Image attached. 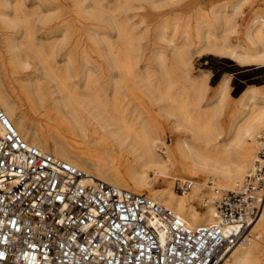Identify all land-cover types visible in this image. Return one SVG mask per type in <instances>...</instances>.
Masks as SVG:
<instances>
[{
    "label": "bare ground",
    "instance_id": "obj_1",
    "mask_svg": "<svg viewBox=\"0 0 264 264\" xmlns=\"http://www.w3.org/2000/svg\"><path fill=\"white\" fill-rule=\"evenodd\" d=\"M28 1L0 0V59L12 79L22 77L18 96L0 79V108L22 140L92 179L171 210L190 228L217 223L213 200L242 182L264 137V88L248 86L234 99L229 76L211 87L209 72L192 71V48L197 56L264 67L259 0H220L194 15L193 24L181 17L158 21L155 39L164 46L154 47L144 65L156 73L155 85L138 80L140 47L128 21L110 17L122 46L115 49L103 35L106 47L97 56L107 68L102 83L103 71L88 55L79 61L68 52L69 24L42 17L54 1L27 7ZM85 1H74L76 16H83ZM251 5L252 15L245 14ZM95 37L88 38V54L101 47ZM177 180L193 188L178 195ZM260 212L219 264H260L252 251L264 248V198Z\"/></svg>",
    "mask_w": 264,
    "mask_h": 264
},
{
    "label": "built area",
    "instance_id": "obj_2",
    "mask_svg": "<svg viewBox=\"0 0 264 264\" xmlns=\"http://www.w3.org/2000/svg\"><path fill=\"white\" fill-rule=\"evenodd\" d=\"M259 142L242 182L213 200L217 223L190 228L146 197L29 146L0 108V264H219L259 214ZM192 188L174 184L180 195Z\"/></svg>",
    "mask_w": 264,
    "mask_h": 264
},
{
    "label": "rangeland",
    "instance_id": "obj_3",
    "mask_svg": "<svg viewBox=\"0 0 264 264\" xmlns=\"http://www.w3.org/2000/svg\"><path fill=\"white\" fill-rule=\"evenodd\" d=\"M53 1H54V5L52 8L46 7L43 9L44 13L42 14V17L52 16L53 18H56V21H60L62 24H69L71 30L70 35H71V39L73 40V43L70 47L67 46L68 52L70 54L72 53L71 56H73L75 60L78 59L79 61L83 59L84 55H88V57L91 58L90 61L91 66H93V68L96 70L100 68L103 71V76H101L102 83H105L106 79H104L105 78L104 75L107 73V68L104 66V64L101 62L99 58L100 55L104 54V50L106 47V44L101 42L102 38H104L103 35H105L107 43L109 44L112 43L111 45L115 47V49L117 47H118L117 50L121 49L122 46L121 45L122 43L120 42L121 40L119 39L118 41L116 38L117 37L116 28H114L110 20V17L114 14V17L118 22L128 21L127 23L128 28L132 27V29L130 30H131V36L134 38L133 43L140 47L141 59L137 73L141 77L139 76L138 80L145 81L146 79H149L150 85H155L154 76L156 73L146 72L144 68L145 63H148L150 61L151 50L154 47L164 46L163 43H160L155 39L156 37L154 32V28L156 27L155 24L158 21H162L165 23V21L167 22L176 17H181L184 21L187 22L192 19V21H190V23H192L194 15L206 13L207 11H209V7L215 6L214 4L220 0H150V1L149 0H97V1L87 0L81 5L80 10L83 15L82 17H78L75 14L76 11L74 9L75 7L73 8L75 0H53ZM258 3L256 6V10L259 11L260 13H264V0H259ZM34 5H37L36 1L34 0H29L27 3V7H32ZM115 6H117L118 9ZM112 10H114V13ZM245 14L252 15V5L245 10ZM239 22L241 23V20ZM37 30H38L37 36L38 38H40L42 36V29L38 27ZM96 33H98V35H96L95 37ZM91 36L95 37L97 41L98 40L100 41V43L98 41V44H100L101 47L100 49L98 47L97 50L92 51L88 54L89 51L87 50L88 38ZM231 42L234 43L235 39L232 38ZM195 51H196V47H193L192 71L194 74L199 73L200 71H206L205 68L207 66H213L214 64L217 65V63L212 61L211 58H214V60H219L221 58H224L228 60L227 62L239 66L238 64L232 62L226 57H220V56H214L208 54L197 56V54H195ZM76 62L77 61H75V63ZM4 63H5L4 59H0V79L5 83V86L7 88H9L10 90L13 89L14 95L18 96L19 92L16 86L18 85V83H20L22 77L19 76L18 77L19 80L18 78L15 80L12 79L10 74L5 70ZM242 68L250 69L248 73L250 74L249 80L244 82L245 86L249 84L255 86H261L262 84L264 85V67L250 66V67H242ZM256 75H262V76L255 78ZM237 79L240 78L237 77ZM209 81L208 84L211 87H214L218 83V82L216 83V79H212ZM137 82L136 85L140 86L141 85L140 82L139 83ZM236 82L237 81L233 79L230 86H234ZM212 83H216V84L212 86ZM237 91L238 89L234 92L231 91L232 98H234L232 96L233 93H236ZM133 94L138 95L136 90L133 91ZM153 111L156 110L154 109ZM150 176L152 177V174H150ZM195 206L199 212L204 210V208L198 205V203H195ZM261 212L258 214L257 218H259ZM263 259H264L263 247H261L258 250L254 249L252 251V261L262 264Z\"/></svg>",
    "mask_w": 264,
    "mask_h": 264
},
{
    "label": "crops",
    "instance_id": "obj_4",
    "mask_svg": "<svg viewBox=\"0 0 264 264\" xmlns=\"http://www.w3.org/2000/svg\"><path fill=\"white\" fill-rule=\"evenodd\" d=\"M221 59H223V58H221ZM221 59H219V60H214V58L211 59L212 61L217 63V65L214 64L213 66H210L211 69L205 68V70L210 73L209 80H212L214 75H216V78H217L216 83H217L224 76H229L230 77V84L232 83L233 79L237 81L234 86H231L232 87L231 91H234V89L240 90L241 88L244 90L248 86H254L257 88H264L263 84L261 86H255V85H246L245 86L244 82L247 81L246 79L250 75V74H248L250 69H243L242 67L237 66L235 64H232L230 62H223V61H221ZM219 65H221V66H219ZM260 76H262V75H256L255 78H258ZM237 77L240 79H237Z\"/></svg>",
    "mask_w": 264,
    "mask_h": 264
},
{
    "label": "trees",
    "instance_id": "obj_5",
    "mask_svg": "<svg viewBox=\"0 0 264 264\" xmlns=\"http://www.w3.org/2000/svg\"><path fill=\"white\" fill-rule=\"evenodd\" d=\"M211 59H213V58H211ZM221 61H223V62H227L228 60H226V59L223 58V59H221ZM206 69H211V67H210V66H207ZM212 79H217V78H216V75H214V77H213ZM246 80H249V77H248ZM216 81H217V80H216ZM215 84H216V83H212V86L215 85ZM249 85H252V84H249ZM234 91H236V89H234ZM234 91H233V92H234ZM242 91H243V89L241 88V89L238 90L236 93H233L232 96H233V97H237Z\"/></svg>",
    "mask_w": 264,
    "mask_h": 264
}]
</instances>
